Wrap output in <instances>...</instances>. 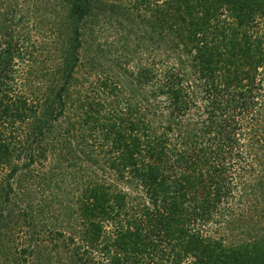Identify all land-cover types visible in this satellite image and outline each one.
I'll return each instance as SVG.
<instances>
[{"label":"trees","instance_id":"obj_1","mask_svg":"<svg viewBox=\"0 0 264 264\" xmlns=\"http://www.w3.org/2000/svg\"><path fill=\"white\" fill-rule=\"evenodd\" d=\"M87 1L74 3V15L87 14ZM173 4H185L182 19L176 15L169 24L161 18L157 28L161 40L174 45L177 61L162 72L143 66L134 73L143 102L102 78L74 101L66 99L80 57L73 42L53 70L64 83L51 85L47 97L29 95L14 71L13 30L0 26V164L13 161L11 129L28 122L27 141L39 140L45 126L69 110L66 141L76 154L104 162L136 191L110 194L114 184L99 177L80 185L82 212L97 219L83 232L87 246L74 236L67 242L80 264H264V236L227 247L205 232L210 222L229 217L237 194L255 192L245 179L246 162L264 161V0ZM71 177L72 191L78 180ZM97 243L108 257H93ZM22 252L26 264L29 251Z\"/></svg>","mask_w":264,"mask_h":264},{"label":"rangeland","instance_id":"obj_2","mask_svg":"<svg viewBox=\"0 0 264 264\" xmlns=\"http://www.w3.org/2000/svg\"><path fill=\"white\" fill-rule=\"evenodd\" d=\"M76 1L0 0V26L8 23L15 35L13 41L18 42L12 61L18 80L24 82L29 95L36 92L38 97H47L51 85L57 89L64 83L61 71L57 74L53 70L73 42L80 57L66 99L74 101L89 92L86 88L90 81L102 78L121 86L125 97L132 92L133 102H143L134 73L143 66H154L162 72L177 61L174 45L161 40L163 32L157 27L161 18L169 24L176 15L182 19L185 4L178 9L173 0H88L87 14L79 17L71 11ZM260 23L263 29L264 19ZM57 107L61 110L62 105ZM66 113L69 110L52 121L53 127L45 126V137L39 140L27 141L26 131L28 127L31 130L28 122L9 131L13 142L9 149L15 153L11 163L0 164V264H22L24 248L29 251L26 264H80L70 257L74 246L67 242L74 236L76 243L86 245L83 232L97 221L86 216L87 210L82 212L85 201L80 200V185L99 177L114 184L110 194L136 193L104 162L84 161L76 154L75 144L70 146L66 141ZM66 146L73 155L67 156ZM31 153H35V159L30 161L27 155ZM60 154L66 155L64 160ZM245 167V179L255 184V192L244 197L237 194L236 200H231L229 217L210 222L205 231L212 232L227 247L250 244L264 236V161H247ZM72 173L78 182L72 181L71 191ZM99 246L97 243L93 255L96 260L108 257Z\"/></svg>","mask_w":264,"mask_h":264}]
</instances>
